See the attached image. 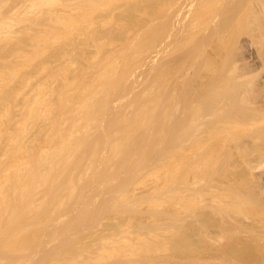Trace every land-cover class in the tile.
<instances>
[{
  "label": "rangeland",
  "instance_id": "rangeland-1",
  "mask_svg": "<svg viewBox=\"0 0 264 264\" xmlns=\"http://www.w3.org/2000/svg\"><path fill=\"white\" fill-rule=\"evenodd\" d=\"M55 1L53 5H39L38 0H0V115L2 121L4 117L3 122H6V118V120H11L10 124L13 125L14 120L12 122V119H19L20 115L23 117L21 107L24 103L20 102L23 99L22 95L27 93L25 96L29 97L28 94L31 96L35 93L36 95H34L37 97L38 93L33 87L36 86V83L41 87L47 85L43 95L51 96L47 99L51 105L57 103V97L54 96L57 95V87L61 84V76L59 77L57 73H62L65 79L74 83L85 76L88 78L87 76L97 70L93 69L96 68L94 67L96 64L94 66L92 64L100 59L103 62L102 60L108 56L114 57L117 54L116 56L119 57L118 53H120L126 60L123 61L129 60V63L132 64V61L136 59V62H133V68H131L134 71L127 80L126 73L128 71L124 70V63L119 61L121 59L115 62L116 66L118 65L116 67L118 71L121 70V74L116 73L123 76L122 74L126 72L123 76L125 79H119V82L116 80L115 86H112L113 89L111 88V91L108 89L109 94L107 93L108 97L106 96L108 103L102 108L97 130L90 131L92 134L89 135L90 138L86 139L87 143L85 141L79 146L80 150L78 149V151L80 152L77 154L83 153L84 155L78 157L76 154L75 159H72V166L78 165L77 163L80 161L83 162L79 163L83 164L78 167L81 169L84 165L93 163V171L91 170L82 179L83 181L75 183L77 188L74 189L75 194L69 202L66 199L65 206L63 205L58 210L54 209L55 212L57 211L56 213L53 211L55 214L50 212L53 215L52 218L47 216V206H45V211L39 210V216H37V211L34 212L36 213L34 216L32 210L31 213L26 211L28 214L25 210L24 213L21 209L13 210L11 214L14 215V218L9 223H0V264H264V112L261 110L262 107L264 109L263 82L257 84L259 87L257 86L258 91L255 98L257 105L253 107L255 108L253 109L255 110L254 119L248 121L243 129L239 128L238 130L229 125L230 128L223 130L220 143L225 154L223 153V158L217 156L216 163V158H213L205 147L200 146L205 149V151L200 150L203 152H199L198 149L199 145L206 144L205 132L209 124L207 121L211 119L205 117L204 123L201 121V118L206 115L207 109L202 101L196 99L195 95L198 92L194 90L195 87L207 81L206 71L201 70L199 66L204 62L205 52L208 50L207 40L215 30V27L210 26L213 24V20H209L210 24L206 23L208 24L206 26L210 27V31L205 27L206 34L205 32H203L204 35L200 33L196 36L195 34L196 39L191 37L192 42L189 41L188 44L186 43L187 45L181 41L183 46H180L181 43L178 41L183 40L189 29L194 26H189L193 23L191 21H198V18L191 17V13L195 14L192 11L189 13L190 16L188 14L192 19L186 17V23L191 22L188 23L190 28L183 29L187 25H182V28L181 24H186L184 22L186 15L184 16L180 12L179 7L181 8L182 4L180 0H160L158 1L161 2L160 6L156 4L155 0ZM199 3L205 4L206 1H198L195 4L200 6ZM182 15L184 20L181 23ZM56 16H58V20H56ZM194 17L196 18V15ZM54 18L56 22H54ZM172 18L179 19V22ZM174 21L178 25L174 24ZM73 24H75L74 27H72ZM175 29H178L179 32H173ZM181 29L182 31H180ZM183 30L187 33L183 34ZM211 30L213 31L211 32ZM176 32L178 33L176 34ZM167 43L173 44L176 51L173 45L172 48L170 45L167 49L165 46ZM159 46L165 49L162 50L164 52H159ZM151 55H155V58L150 59ZM129 57L134 60L130 61ZM245 65H247L245 68L249 69L247 72H252L249 77L255 78L251 80L247 76L244 78L247 79V82L248 80L254 82L259 72L260 74L262 71V74L264 73V70H255L256 68L254 69L248 62ZM63 69L64 71H62ZM161 76L164 81H168L169 85L167 84L166 92L158 95L156 86L161 80ZM50 77L53 83L49 80ZM47 78L49 79L47 80ZM56 79L59 81H55ZM44 81H47L45 86L42 85ZM149 86L153 88L154 92L151 93L152 89L150 90ZM31 90H33L32 94ZM204 94L209 99L222 98L210 90H206ZM139 95H142L141 98ZM145 99L153 100L152 102L155 103L151 107L153 111H151L152 115L148 120L150 123L146 122L141 130L133 133L126 153L123 152L119 158L113 157L115 162L112 158L109 162L110 160L108 161L105 155L110 130L112 131L114 127L118 126V120L122 115L124 118L126 114L134 112L133 102L134 104H143ZM120 105L124 106L120 107ZM17 107L21 108L20 111ZM126 110L129 114L126 113ZM17 111L21 114L18 115ZM192 112H197L198 116L195 120H193L194 117L191 118L194 122L191 126V120L189 122L188 120ZM1 116L0 123L2 122ZM199 117H201L200 120L198 119L196 122ZM261 120L263 121L259 122ZM45 124L41 123L40 125H44V127L47 125L46 129H43L42 126L34 128V130L32 127L27 129L26 140L31 141L32 139L35 141V143L32 142L35 145L37 142L35 149L41 145L47 147V143H49L47 138L50 133L47 129H50V127L48 128L50 123ZM105 124L109 126H105ZM7 125L9 126V123L3 126L6 128H4L5 131L8 129V132L10 130L11 133L16 130L14 125L9 127ZM3 127H0L2 131H4ZM42 130L45 132L44 134ZM38 132L40 133L37 134ZM247 132L255 134L258 138L254 142H249L246 136L237 139L240 133L246 134ZM45 138L46 140H44ZM24 142L27 141L23 140L21 144ZM32 143L28 144V148L34 147ZM92 143L96 144L92 146ZM197 143L199 145H196ZM0 145L1 152L5 147L3 139L0 140ZM89 145L92 146L93 151L95 149L98 152L97 155L95 154L97 152L92 150L89 155L91 147ZM178 149L183 151L182 159H186L183 160L188 164L185 162L186 166L182 164L187 169L182 167L187 175L184 176V185L175 184L176 187L175 185H173L174 188L170 186L169 190L166 185L163 186L164 178H162V182L160 179L156 182L150 181L144 186H139L135 196L132 199L129 198L131 200H128V204L117 203L120 204L117 205L115 203L118 198L115 197L121 192V188H118L122 184L123 190L127 187L125 184L127 185L129 180L126 177L129 179L140 177L143 175L141 173L147 169H155L154 166L162 169L161 165L168 157V153H174ZM206 155H210V157L206 158ZM93 157L97 159L95 160ZM197 157L204 161L205 158L206 161L213 159L207 164L209 165L213 161L214 164L209 165L205 171L203 169L202 173L198 170L196 173L194 170H196ZM76 159L80 160L77 162ZM88 160H91L92 163L90 164ZM99 162L103 163L99 165ZM132 163L135 165L133 166ZM189 164L193 166L191 168L194 169L193 171L190 170L191 165ZM78 168L76 171L80 170ZM188 170L190 171L188 172ZM134 174L138 175L134 176ZM172 190L175 192L177 190L181 200L173 204H165L168 203L166 197L174 195ZM111 196L115 200L114 204L110 203L112 202ZM178 196L176 194L175 197L178 198ZM164 200L166 201L162 203L161 201ZM148 201L156 202L157 207L152 209L147 206L145 203ZM129 203H133V206L135 203L136 207H130ZM109 204H112L113 207ZM232 204H237L234 210H230V208H234ZM225 205L230 208L226 209ZM238 207L240 212H238ZM216 208L218 211H215ZM14 211L17 212L14 213ZM43 212H46V216ZM24 218H26L25 222H22ZM37 218L44 220L40 219L41 223L39 220H35ZM30 219L32 222L28 221ZM141 242L143 248H141ZM123 244L126 245L123 246ZM145 244L148 249L151 248L149 251L145 248L147 247ZM119 245H122V249ZM132 247L134 249L131 250L134 251H130L131 253L127 251ZM116 248L119 249V253ZM115 251L120 255L115 254ZM132 252L135 253L132 254Z\"/></svg>",
  "mask_w": 264,
  "mask_h": 264
},
{
  "label": "bare ground",
  "instance_id": "bare-ground-1",
  "mask_svg": "<svg viewBox=\"0 0 264 264\" xmlns=\"http://www.w3.org/2000/svg\"><path fill=\"white\" fill-rule=\"evenodd\" d=\"M155 1H156V4H158L159 6L161 5V2L160 3L158 2L160 0H155ZM198 1H201V2L206 1V3L205 4L199 3L200 6H197L198 4L196 5L195 3ZM55 2H56L55 0H38L39 5H53ZM68 2H70V0ZM181 2H182L181 8L179 7V9H180V12L183 13L184 16L186 15L184 22L185 23L187 22L186 17L192 11L195 14L192 15V13H191V17H193L194 19L198 18V21L194 20V19H193L194 21H191L190 19H192V18L189 17L190 16V14H189L188 17L190 19L188 18V20H190L193 23L188 22V23H191L190 25L188 23L181 24V26L187 25L184 28L182 26L183 29H186V28L189 29L190 27H188V25L189 26L194 25V26H192L191 29H189L188 33L186 32L188 35L183 30V34H186L184 39L183 40L178 39L179 41L177 40L178 42L181 43L180 46L182 45L181 41H183V44L185 45L186 43L188 44L189 41L192 42V38L196 39L195 37L197 36V34L199 35L200 33H202L204 35L203 32H205L204 31L206 29L205 27H207V30L209 29V31H210V27L208 28V26H206V25L211 23V22L208 23L209 20L210 21L216 20L215 21L216 23L212 21L213 24L215 23L214 26H213V24H210V26L212 25L213 28L215 27L214 28L215 30L214 31L211 30V32L213 31L214 33H213V35L209 36L210 38L207 40L208 41L207 42L208 43V50L205 52L206 55H205L204 60H203L204 62L202 63V65L199 66L201 70L206 71V73L208 75L207 81L204 84L195 87V89H194L196 92H198L195 95L196 99H199L200 101H202L205 104L204 106L207 109L206 115H204L203 117L201 116L202 118L201 117L197 118L196 122L198 121V119L200 120V118H201V121H203V123H204L205 117H206V119L209 118V120L210 119L211 120L207 121L209 124L207 123L208 128H207V131L205 132V143L206 144L202 143V144H205L203 146V145H199V143H197L196 145H199L198 146L199 152H203L200 150L205 151V149H206L207 151H209V153L212 154L213 158H216L217 156H219V157L221 156L223 158L224 157L223 155L225 153L223 152V146L220 143V137H221L222 133L225 130H227L228 128H230L229 125H231V127L233 126V127L237 128L238 130H239V128L243 129V126L248 121H251L254 119L253 115H254L255 110H253V109H255V108H253V107L255 105H257V103L255 104V98L257 97L256 93L258 91V87H259L258 85L262 82L264 84V73L262 74L263 71L261 72L262 75L259 72L258 73L259 75L256 76V78H257L255 80L256 82L255 81L251 82V80H254L255 78L249 77L250 74L252 75V72L251 71L247 72V70H249V69H246L247 65H245L248 62L249 65H251L254 69L256 68L255 70H257V69L258 70L259 69L264 70V0H183V1L180 0V3ZM183 15L181 17L182 18L180 21L181 23L184 20ZM195 15H196V18L194 17ZM56 17H57L56 20H58V16H56ZM55 18H54V22H56ZM59 19H60V17H59ZM159 20L161 21V19H159ZM172 20H176V18H174V19L172 18ZM176 21L179 22V19ZM206 23H208V24H206ZM172 24H173V21H172ZM174 24L178 25L177 23H175V21H174ZM74 26H75V24L72 25V27H74ZM178 29L177 30L175 29L173 32H175V31L179 32ZM180 31H182V29ZM186 31H188V30H186ZM215 31H216V33H215ZM178 32H176V34ZM195 34H196V36L194 37ZM205 34H206V32H205ZM185 38H187V39H185ZM207 38H208V36H207ZM170 45H171V43H167V45H165V46L168 49L170 47ZM172 45L170 48H172ZM165 46L163 45L164 48H165ZM163 47L159 46V52H161L164 49ZM173 48L175 50L176 47H174V45H173ZM162 52H164V51H162ZM172 52H173V50H172ZM106 55H108V54H106ZM118 55H120V56L119 57H117V56L113 57L110 55L111 57L108 56L107 58L102 60L103 62H101V59L97 60V62L99 64L97 62H94L92 65L94 66L96 64V66H94L96 68H93V69H94V71H95V69H97V70L94 73H91V75L93 74L92 76L90 74H87V75H90V76H87L89 79L85 78L86 77L85 76L80 81H78V82L75 81L73 83V82H69L67 79H65L63 77L62 73H57L59 77L61 76V79H60L61 84L57 83V84H60L57 87V89H58L57 95L55 94V96H54V97H57L56 98L57 103L55 102L56 101L55 100L54 101L55 104H52L53 106L51 105L49 100L47 101V99L51 96L48 94H46V96L43 95V92L45 91L44 88L47 87V85L45 86V83L47 81L46 82L44 81V83L42 84L45 87H43V86L41 87V86L37 85V83H36V86H39V87H36L35 85L33 87L36 89V93H38L37 97L35 96L36 94L34 92L33 93L35 95L32 94V91L34 89L31 90V92H30L32 94L31 96H30V94H28L29 97H26L25 95L27 93L23 94L24 96L22 95L23 99L21 98L22 101H20V102L24 103L23 106L21 107L23 109V112H22L23 117H22V115H20L21 112H18V111H20L19 109H21V108L17 107L18 108L17 113L22 118L21 117L19 119L16 118V120H15V118L14 119L11 118L12 122L14 120L13 125L15 126V129L17 130V133H16V130L12 131V132H14L16 134H14V133L12 134V132L10 133V130L8 132V129L5 131L6 128L3 127L5 124L9 123V126H13V125L10 124L11 120H8V119L6 120V118H5V121L6 122L9 121V122L8 123L3 122L4 117H3V121H2V116L0 115L1 121H2L0 123V127L1 128L3 127V130H4V131H2V129L0 128V140L3 139L5 141V147L3 148L4 150L0 152L1 153L0 154V223L3 222L1 224H5L6 222L9 223V221H11V219L14 218L13 217L14 215L12 216V214H11L13 212V210L18 211L19 209H21L23 211V213H24V210H25V212L26 211L30 212L32 210L31 212H33L34 216L36 215V213L38 214L37 216H39V213H40L39 210L43 209L45 211L46 210L45 206H47L48 207L47 212L49 213V214L47 213V216L52 218L53 215L50 212H53V211L55 212L56 209L58 210L59 208H61L66 203V201L68 200V202H69L70 198L73 196V194H75L74 189H77L75 186L76 185L75 183L83 181L82 179L85 178L86 175H88V173H90L91 170L93 171V169H94L93 165L94 164L91 162V160H93V159H91L90 161L88 160L90 162V164L91 163L93 164V165L91 164L92 166L89 164L88 165L90 167L88 165L87 166L84 165L82 169H81V167L78 168L79 165H83V164H79L82 161L77 163L78 165H75V166L74 165L72 166L71 162L73 163L75 156L78 155V157H79V155L83 154V153L77 154L78 152H80V151H78V149L80 150L79 146H81V143H84L85 141L87 143L86 139L90 138L89 135L92 134L90 131L94 132L97 130L98 119L102 114V110H103L102 108H104L108 103L106 100L108 89L109 90L111 88L113 89V87L115 86L116 80H118L117 82H119L120 81L119 79H123V78L125 79V77H123V76L125 75V73L127 71L128 72L126 73V80L129 79V77L132 74V71H134L132 69L133 68L132 64L134 61L136 62V59L134 60V58H133L132 60H134V61H132L129 57L130 61H132V64H131V63H129V60H127V62H125L126 60L123 57V54L118 53ZM136 57H137V55H136ZM149 58L154 59L155 55H151V57L149 56ZM119 59H121V60H119ZM126 59H128V58H126ZM137 59L139 60V57H137ZM117 60L122 61L124 63L125 69L124 68H122V69H124L126 72H124V74H122L123 76L120 75L121 70L119 72L118 69L116 68V67H118V65L116 66V63H115ZM123 60H125V61H123ZM249 65H248V67H249ZM249 68H251V67H249ZM116 69H117V71H116ZM254 69H253V72H254ZM62 71H64V69ZM91 71H92V68H91ZM116 72L117 73L119 72L120 76ZM52 73H51V75H52ZM63 73H65V72H63ZM116 75H118V76L116 77ZM161 75H163V74H161ZM247 76H248V78H251V80H248V82L246 81L247 79L246 80L244 79ZM157 78H159V77H157ZM48 79L49 78H47V80ZM49 80L52 81V78ZM57 80L59 81V79H56L55 81H57ZM126 80H124V81H126ZM243 80H244V82H243ZM165 82H167V83L165 84ZM52 83H53V81H52ZM120 84H122V83H120ZM167 84H168V81H164L163 76H161V80L157 83V86H156V92L158 95L166 92L165 91L166 87L169 85V84L168 85ZM154 86H155V84H154ZM149 88H150V86H149ZM130 89H132V88H130ZM51 90L49 91L50 93H51ZM150 90L152 93L153 88L151 87ZM206 90L216 92L218 95H220L219 98L220 97H222V98H220V99H209L204 94ZM123 91H124V89H123ZM124 93H126V92H124ZM47 95H48V97H47ZM152 95H154V94H152ZM141 96L139 95L140 98H141ZM149 97H150V95H149ZM147 98H148V95H147ZM50 99H52V98H50ZM133 99H135V98L133 97ZM149 100L145 99V101H143V104H141V103L138 104L136 102H135L136 104H134V102H133L132 105L134 106L133 107L134 112L133 113L131 112L132 114L131 113L129 114L130 109L128 108L129 110L128 109L127 110L129 112L126 110V113H128L129 115L126 114L124 118L122 115L121 116L122 118L120 117V119L118 120L119 122L117 121L118 126L115 125L117 127H114V129L112 131L109 129L110 132L108 134V139H107L108 143H107V149H106V155H105V158L108 161L110 160L109 162H111V158H112V160H114L113 157L119 158L120 155L123 154V152L126 153V151H127L126 149H128V146H130L129 142L131 141V139L133 137V133L141 130V128L144 127L146 122L150 123L148 120L150 119L149 116L152 115L151 111H153V110L151 107H152V104L154 102H152L153 100L152 101L151 100L149 101ZM123 106L120 105V107H123ZM53 107H55V108L57 107V108L54 109ZM261 110L264 112L263 107ZM120 114H121V112L119 113V115ZM197 116H198L197 112H192L188 122L193 117H194L193 120H195V118ZM7 118H9V117H7ZM262 121L263 120H261L259 122H262ZM46 122L50 123V125L48 126V128L50 127V129H47V131L49 130V133H50V135H48V138H47L49 143H47V147H43L44 145H41V147L35 149L37 142L35 145L34 144L35 141H33L32 139H31V141L28 139L26 140L27 129L32 127L34 130V128H41V126L44 129L45 127H47ZM2 123H3V125H2ZM41 123H44V124L46 123L45 124L46 126L44 127V125H40ZM190 123L192 126L194 122L191 120ZM100 124H102V123H100ZM105 126H109V125L105 124ZM50 130H51V132H50ZM98 131H100V130H98ZM42 132H43V130H42ZM8 133H10V134H8ZM39 133L40 132H38L37 134H39ZM44 133L45 132H43V134ZM243 136H246L248 138L249 142H254L258 138L255 134H252V133L248 134V132H247L246 134L240 133L239 137L237 136L238 137L237 139H239ZM31 137H32V135H31ZM28 138H30V137L28 136ZM42 138H40V139L42 140ZM23 140L27 141V142H24L21 144V142H23ZM44 140H46V138ZM91 140H94V139H91ZM37 141H40V140H37ZM32 142H34V143H32ZM30 143L34 144V147L30 146L28 148V144H30ZM42 144H43V142H42ZM95 144H93L92 146H94ZM89 146H91V145H89ZM89 146H87V147H89ZM92 146L89 148L90 149L89 155L93 151V149H91ZM200 146L202 148L205 147V149H202ZM206 146H207V148H206ZM178 150L180 151L181 149H178ZM178 150L174 151V153L176 152V154L171 153V152H170L171 154L168 153V157L165 159L164 162L161 160L163 162V165H161L162 169L160 168L161 170L154 166L153 168H155L156 170L155 169H150V170L147 169L144 173L143 172L141 173V175L142 174L143 175L140 177L135 178L132 176L133 179H129V177H126V178H128L127 180H129V181H127L124 178L125 181H127V185L125 184V186H127V187H125L123 190L122 189L123 184L120 187L118 186L119 187L118 189L121 188L120 189L121 192H120V190L117 189V191L120 192L115 197V198L118 197L116 199L117 202H115V200L112 199L113 196L110 197L112 202H110V201H108V202H110L112 204H114V202L116 204L117 203H121V204L127 203L128 204V202H129L128 200H131L135 196L136 192L139 190V186H144L145 184L149 183L150 181L156 182V180L158 181V179H160V181H161L162 178H164L163 186L166 185V187L168 189L170 186L172 188L173 185H175V184L176 185L178 184V186L184 185V183H185L184 176L186 177L187 175L184 171L185 168L183 166L185 165L184 160H186V159H184V158H183L184 160L182 159V152L183 151L179 152ZM94 151H96V150L94 149ZM95 154L97 155L98 152ZM196 154L198 155V153H196ZM213 154H214V156L215 155L216 156L214 157ZM210 155H208V156L210 157ZM208 156L206 155L205 157L207 158ZM194 157H196V156H194ZM206 158H205V161L203 159L200 160V158H198V161L200 163L197 161V163H195L196 164L195 165L196 170L193 169L194 171H196V173H197V170L202 173L203 169L205 171V169L207 167H209V165L211 166L212 163L214 164V161H213V162H211V164L209 163V165H208L207 163L213 159H209V161L208 160L206 161ZM217 158L215 159L216 163L218 160ZM122 159L124 160V157ZM79 160H77V162ZM85 160H86V158L84 159V161ZM107 160H106V162H107ZM114 162H115V160H114ZM101 163H103V162H101ZM101 163L99 162V165ZM120 163H122V162H120ZM157 163H158V161H157ZM74 164H75V161H74ZM117 164H119V163L117 162ZM154 164H156V163H154ZM182 164H183V166H182ZM198 164H200V165H198ZM119 165H121V164H119ZM132 165H133V163H132ZM134 165H135V163H134ZM140 165H141V163H140ZM189 165H191V164H189ZM96 166H98V165H96ZM116 167H118V166H116ZM212 167H214V166H212ZM77 168H78V170L79 169L80 170L76 171ZM186 168H188V167H186ZM191 168H193L192 165L190 167V170H192ZM116 169H118V168H116ZM124 169H126V168L124 167ZM111 170H110V172H111ZM113 170H114V168H113ZM185 170H187V169H185ZM190 170H188V172ZM75 171H76L77 175L75 174ZM77 172H79V173H77ZM130 172H131V170H130ZM106 173H107V169H106ZM73 174L76 176L74 177ZM104 174H105V172H104ZM210 174H211V172H210ZM135 175L136 174H134V176ZM127 176H129V175H127ZM200 176H201V174H200ZM159 177H161V178H159ZM203 177H204V175H203ZM92 178H93V176H92ZM176 185H175V187H176ZM87 186H89V185H87ZM41 189H42V191H41ZM172 191H174V190H172ZM154 193H156V192H154ZM165 193H166V190H165ZM173 193H174V195L172 194L171 196L167 193V195H169V197H166L167 195L163 196L164 198L165 197L168 198L167 199L168 203H165V204H169V203L173 204V203H176L177 201L181 200V198H180L181 196L180 195H179L180 197L178 196L179 193L177 192V190H176V192L174 191ZM176 194H177L178 198L175 197ZM129 198H131V199H129ZM234 200H236V199H234ZM165 201L166 200L161 201V202L163 203ZM232 202H234V201H232ZM238 202H239V200H238ZM162 203H159V204L161 205ZM145 204H147V206L151 207L152 209H154V207H157V205H158L156 202H149V201ZM234 204H232L234 207L233 209H231L232 206L230 204L229 205L231 206V208L229 206L225 205L226 209L229 207L230 210H234L235 206L237 205V204L236 205H234ZM107 205H108V203H107ZM117 205H120V204H117ZM117 205H115V206H117ZM170 205H168V206L171 207L172 205L171 206ZM238 205L241 206V204H239V203H238ZM129 206L130 207H136L135 203H134V206H133V203L132 204L129 203ZM111 207H113V206H111ZM127 207H128V205H127ZM239 207H238V209H239L238 212L241 211ZM173 208L175 209L174 205H173ZM49 209H51V210L49 211ZM132 209H135V208H132ZM236 209H237V207H236ZM224 210H225V207H224ZM17 211H14V213ZM35 211H37V212L34 213ZM215 211H218L217 208ZM235 211L237 213V210H235ZM30 213H29V215H30ZM43 213L46 216V214H45L46 212H43ZM253 213H255V212H253ZM237 214H239V213H237ZM16 217H17V215H16ZM34 218H36V217H34ZM43 218H40V219H43ZM25 219L26 218H24V221H22V222H25ZM40 219L37 218L35 220H39V222H41ZM47 219H49V218H47ZM16 220H17V218H16ZM28 221L32 222L31 219ZM45 221H44V224H45ZM259 221H261V220H259ZM47 222H48V220H47ZM263 222H262V224H263ZM35 224L38 225L37 223H35ZM44 224H42V225H44ZM39 225H41V224H39ZM33 227H37V226H33ZM31 228H32V226H31ZM0 229H1V227H0ZM18 230H19V228H18ZM24 232H26V231H24ZM26 234H27V232H26ZM125 245L123 244V246H125ZM128 245H130V244H128ZM119 246H121L120 248L122 249V245H119ZM142 246H143V243L141 245V248H143ZM137 247H139V246H137ZM149 247H150V245H149ZM126 248H128V247L126 246ZM145 248L148 249V246ZM116 249H118V248H116ZM123 249H124V247H123ZM131 249H134V248L132 247V248H130V250L127 249V251H129V252L134 251ZM150 249L151 248H149L148 251ZM182 249H183V247H182ZM112 251H114V250H112ZM122 251H121V254H123V252L127 253V251H123V252ZM140 251H141V249H140ZM145 251H146V249H145ZM137 252L138 251L136 250V253ZM151 252H153V251H151ZM118 253H119V249H118ZM133 253H135V252H132V254ZM240 253H241V251H240ZM108 254H109V252H108ZM115 254H117V252ZM117 255H120V254H117ZM136 255H138V254H136Z\"/></svg>",
  "mask_w": 264,
  "mask_h": 264
}]
</instances>
